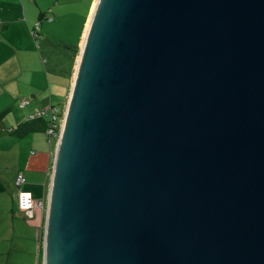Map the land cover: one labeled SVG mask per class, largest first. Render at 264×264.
Returning a JSON list of instances; mask_svg holds the SVG:
<instances>
[{"label": "water", "instance_id": "1", "mask_svg": "<svg viewBox=\"0 0 264 264\" xmlns=\"http://www.w3.org/2000/svg\"><path fill=\"white\" fill-rule=\"evenodd\" d=\"M88 24L42 264H264V0H97Z\"/></svg>", "mask_w": 264, "mask_h": 264}, {"label": "crops", "instance_id": "2", "mask_svg": "<svg viewBox=\"0 0 264 264\" xmlns=\"http://www.w3.org/2000/svg\"><path fill=\"white\" fill-rule=\"evenodd\" d=\"M96 1L0 0V264H28L22 251L27 255L40 230L42 251L45 210L36 207L32 220L19 212L14 181L23 172L25 191L46 202L56 145L48 142L44 121L27 117L35 109L66 106ZM33 21L41 22L38 47L29 34Z\"/></svg>", "mask_w": 264, "mask_h": 264}, {"label": "built area", "instance_id": "3", "mask_svg": "<svg viewBox=\"0 0 264 264\" xmlns=\"http://www.w3.org/2000/svg\"><path fill=\"white\" fill-rule=\"evenodd\" d=\"M22 104H25L22 102ZM65 108L63 106L61 109L53 106H47L44 108L35 109L33 113L28 115V120H35L37 118L48 117L50 119V126L46 130L48 140L50 142L54 141L57 144L61 124L65 115ZM24 181L21 173L17 175L16 185L18 186ZM16 206L19 212H22L27 218L32 219L34 216V210L36 207L42 208L45 210V202H37L32 199L29 193L18 191L16 193Z\"/></svg>", "mask_w": 264, "mask_h": 264}, {"label": "rangeland", "instance_id": "4", "mask_svg": "<svg viewBox=\"0 0 264 264\" xmlns=\"http://www.w3.org/2000/svg\"><path fill=\"white\" fill-rule=\"evenodd\" d=\"M63 2H67V0H63ZM68 3H66V5H65L67 8H71L74 5L73 1H70ZM49 20H51V19H49ZM38 22L41 25V22L40 21H38ZM32 23L34 25L35 21H33ZM79 27H80V22L77 20L76 30H74V32L72 33V35H74V37H76L75 38L76 41H77V38L79 36ZM77 54H79V51L77 52ZM58 107H60V106L58 105ZM25 179H26V175H25ZM28 182H30V178L28 179L27 183ZM21 189L24 190V191L26 190V182L22 185ZM42 190L43 189H41V195H42V192H43ZM43 201L45 202V200H43ZM40 231H38V235L35 236L33 241H29L28 242V244H27V249H28L27 255L24 256V251H22L23 259L26 260L28 262V264H42V251H41V235H40ZM28 239H30V238L28 237Z\"/></svg>", "mask_w": 264, "mask_h": 264}, {"label": "trees", "instance_id": "5", "mask_svg": "<svg viewBox=\"0 0 264 264\" xmlns=\"http://www.w3.org/2000/svg\"><path fill=\"white\" fill-rule=\"evenodd\" d=\"M29 34H30V37H31V39L33 40V42H34V44H35V46L36 47H38L39 45H38V43H39V41H40V39L42 38V35H41V25H40V23L39 22H37V23H35L31 28H30V30H29ZM63 105V104H62ZM53 107H56V106H53ZM44 108V107H43ZM46 121H45V120ZM36 120V119H35ZM37 120H42V121H44L43 122V128H44V131H45V133H46V130L48 129V127L50 126V119L48 118V117H42V118H37ZM29 122V121H28ZM46 136H47V134H46ZM47 139H48V136H47ZM48 142L49 143H54V141H52V142H50L49 140H48ZM19 173H21L22 174V176H23V179H24V181L21 183V184H19L18 186L16 185V178H17V175L19 174ZM24 182H25V176H24V173L23 172H18L17 174H16V177H15V181H14V183H15V188H16V191H15V198H16V193L18 192V191H23V192H26V191H24V190H22L21 189V187H22V185L24 184ZM27 193V192H26ZM30 194V193H29ZM15 201H16V199H15ZM17 207V206H16ZM22 213V212H21ZM25 216V215H24ZM26 217V216H25ZM27 218V217H26ZM33 218H34V216H33ZM32 218V219H33ZM29 219V218H28ZM32 219H30V220H32Z\"/></svg>", "mask_w": 264, "mask_h": 264}, {"label": "bare ground", "instance_id": "6", "mask_svg": "<svg viewBox=\"0 0 264 264\" xmlns=\"http://www.w3.org/2000/svg\"><path fill=\"white\" fill-rule=\"evenodd\" d=\"M96 4H97V1H96L95 5H94V7H93V11H94V9H95V7H96ZM93 11H92V13H93ZM88 25H89V24H88ZM88 25H87V29H86V32H85L84 38H83L82 43H81V46H80L81 53H80V50H79L78 60L81 58V54H82V51H83V47H84V44H85V41H86V37H87V34H88V30H89ZM77 62H78V61H77ZM77 69H78V68H77ZM76 74H77V72H76Z\"/></svg>", "mask_w": 264, "mask_h": 264}]
</instances>
